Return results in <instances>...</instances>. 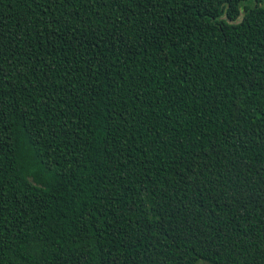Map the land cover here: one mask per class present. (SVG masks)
<instances>
[{"label":"trees","instance_id":"16d2710c","mask_svg":"<svg viewBox=\"0 0 264 264\" xmlns=\"http://www.w3.org/2000/svg\"><path fill=\"white\" fill-rule=\"evenodd\" d=\"M0 264H264V0H0Z\"/></svg>","mask_w":264,"mask_h":264}]
</instances>
